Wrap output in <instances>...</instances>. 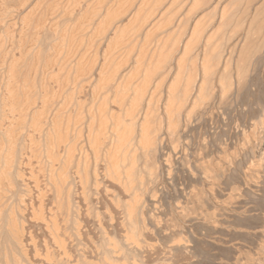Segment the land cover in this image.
I'll list each match as a JSON object with an SVG mask.
<instances>
[{
	"label": "bare ground",
	"instance_id": "obj_1",
	"mask_svg": "<svg viewBox=\"0 0 264 264\" xmlns=\"http://www.w3.org/2000/svg\"><path fill=\"white\" fill-rule=\"evenodd\" d=\"M204 1L0 0V264H264V214L222 206L245 171L224 149L248 132L264 196V16L216 0V29L194 25L177 49ZM204 246L229 257L200 259Z\"/></svg>",
	"mask_w": 264,
	"mask_h": 264
},
{
	"label": "rangeland",
	"instance_id": "obj_2",
	"mask_svg": "<svg viewBox=\"0 0 264 264\" xmlns=\"http://www.w3.org/2000/svg\"><path fill=\"white\" fill-rule=\"evenodd\" d=\"M51 2H55V1H59L60 2V0H50ZM64 2H67V1H70L71 3H73V0H63ZM113 1H115V0H110V2H113ZM134 1L135 0H132V4H138L137 2H138V0L134 3ZM148 2L147 3H152V2H154L155 0H147ZM183 1V0H182ZM224 1V4L225 3H227L228 1L226 0H222V2ZM214 2V1H213ZM215 2H216V0H215ZM214 2V3H215ZM234 2H236L235 0H234ZM167 3V0H164V3L162 4V2H161V4H160V7H161V5H162V7L165 5ZM209 3V7L210 8H204V7H206L207 5H204L203 4V2L201 3V4H199L193 11L195 12V13H193L192 12V14H193V16H192V19L190 20V21H192L193 22V24H192V22H187L186 24H185V27H184V29H183V32H182V34L180 35V47L179 48H177V49H181V44H184V42H187V40H188V38L190 37V31L192 30V28H193V26L194 25H199L200 27H201V29L203 30L202 31V34H204V31H205V33L206 32H208V31H210V32H212V31H214L215 29H216V27H217V22H218V20H219V17H218V15L216 14V12L215 11H217V8H216V10H214V11H211V10H213V7L211 6V5H213V4H210V2H207V4ZM263 3H264V1H261V3L259 2V4H258V6H259V10L261 11V12H259V13H261V15H259V17H263V11H264V5H263ZM177 6H174V8L176 7H178L179 6V4H176ZM182 5H184V3H182ZM261 5V6H260ZM160 7L159 8H157V10L158 9H160ZM175 8V9H176ZM186 7L184 6V8H182L183 9V11H184V9H185ZM260 8H262V9H260ZM182 9H181V12L183 13V11H182ZM80 9H78V11H79ZM161 10V9H160ZM160 10L158 11V13L160 12ZM263 10V11H262ZM205 12V13H204ZM214 12V13H213ZM181 13V14H182ZM201 13V14H200ZM74 15H76L77 16V13L75 12L74 13ZM74 15L71 17V19H72V21H74V19L76 18V16L74 17ZM128 15V14H127ZM127 15H125V17H123L122 18V20H121V22H123L122 24H121V26L122 25H125L127 22H126V20H127ZM203 15H204V17H203ZM194 17V18H193ZM261 18H259V19H261ZM124 20V21H123ZM194 20V21H193ZM203 20V21H202ZM208 21V23H206ZM191 23V24H190ZM118 24V23H117ZM213 24V25H212ZM196 25V26H197ZM189 26H190V28H189ZM209 26V27H208ZM205 27H207V28H205ZM185 32H187V33H185ZM29 35L30 34H32V32H30V33H28ZM185 35V36H184ZM183 37H184V39H183ZM182 39V40H181ZM184 40V41H183ZM132 41V40H131ZM133 42V41H132ZM131 42V43H132ZM136 42V41H135ZM130 43V44H131ZM83 47H79V49L77 50V52L79 53H77V55H76V57H74V58H72V60H74V62L77 60V59H79V57H80V54L83 52V49H82ZM81 49V50H80ZM80 50V51H79ZM118 52H116V56H118L119 55V53H121L122 51H123V49H119V50H117ZM180 52V50H178V53ZM133 53H135V50H133ZM133 53H131V55L130 56H132V55H134ZM177 55V51L175 52V54H174V57H173V59L172 60H175V57H176V60L179 58V55L178 56H176ZM175 60V61H176ZM74 62H73V64H74ZM173 65H174V63H171V66L173 67ZM69 90H70V87L68 86V92H69ZM82 97H83V95H81V101H82V103H84L83 102V100H84V98L82 99ZM251 100V99H250ZM86 103H84V106H86L87 104H88V101H87V104L85 105ZM160 105V104H159ZM220 130V129H219ZM218 130V136H219V138L221 139V140H224L223 138L225 137V135H224V133L222 132V130H220L219 131ZM198 131V130H197ZM196 131V135L195 136H199V132H197ZM249 133V132H248ZM247 133V136H246V134L244 135V136H241V135H237V136H235L234 137V142H235V145H234V147L233 148H231V149H228V148H226L225 147V153H226V155H228L227 157H230V158H228V160L229 161H231L232 159H233V161H231L230 162V165H231V169L232 168H234L235 167V164L234 163H236V164H239L238 162H240L241 164H240V167H241V173H242V171L243 170H245L243 173L244 174H240V173H238V175H237V173H232L231 172V178L233 177L234 178V180H233V178L231 179V186L230 187H228L227 188V191L229 192V191H233L232 193V196H231V198H232V200L230 199H228L227 200V198L226 199H224V202H226V203H223V207L228 211H230V212H234V211H237V210H234V211H232V208L234 209V207H238V206H242V205H244V207H247V205L248 204H246V206H245V204L244 203H249L250 202V204L251 205H254L253 207L257 210L256 212H258V213H263L264 214V196H263V194L261 195V194H259V193H257L258 192V188H259V185H260V187H261V179H259V177L262 175V170H261V167L259 168V169H257L258 167H259V162H258V158L257 157H254V158H252L251 156H250V154H248L247 155V157H251V158H247L248 159V161L251 159H254V160H252V163H251V166H248V164H245V162L247 161L246 159H245V155L247 154V152H244L243 153V151H245L246 150V148H244V149H242V146L240 145V143L241 144H244V146H245V144H246V146L248 145H252V144H247L246 143V140H248V141H252V136H251V134H252V132H250L249 134ZM222 134H223V136H222ZM253 135V134H252ZM222 137V138H221ZM244 137V138H243ZM247 137V138H246ZM253 137H255L254 135H253ZM249 138V139H248ZM239 140H241L240 142H239ZM244 140H245V143H243L244 142ZM238 147H237V146ZM223 148H224V146H223ZM238 148V149H237ZM241 148V149H240ZM249 148V147H248ZM228 149V150H227ZM227 150V151H226ZM238 150V151H237ZM243 150V151H242ZM231 151V152H230ZM233 151V152H232ZM234 151H235V154L236 155H234ZM239 152V153H238ZM89 153V152H88ZM246 153V154H245ZM243 154V155H242ZM245 154V155H244ZM237 156V157H236ZM90 157V156H89ZM245 161H244V160ZM88 161H90V158H89V160ZM241 161H244V163H242ZM234 162V163H233ZM258 162V163H257ZM90 163V162H89ZM234 164V165H233ZM259 164V165H258ZM203 165V167H206L208 164L207 163H205V165L204 164H202ZM212 165V166H211ZM209 164L207 167H206V169L205 168H203V169H205V170H207V172H208V174L209 173H211V174H213V177L212 178H215V176L217 175V174H219L218 172V170L217 169H215V167H213V164ZM246 166H247V168H246ZM210 167V168H209ZM211 167H213L214 169H212ZM250 167V168H249ZM253 169H252V168ZM243 169V170H242ZM213 170H215L216 171V174H215V171H213ZM252 170V171H251ZM257 170V171H256ZM212 171H213V173H212ZM218 171V172H217ZM259 171V172H258ZM240 172V171H239ZM261 172V173H260ZM257 173V174H256ZM211 174H209V175H211ZM214 174H215V176H214ZM236 174V175H235ZM242 175L240 178H242V180L238 177V176H240V175ZM237 176V178H235V176ZM257 175V176H256ZM163 175H161V177H162ZM211 177V176H210ZM217 177V176H216ZM250 178H252V180L250 179ZM163 178H161V181L160 182H162L161 183V185H163V190L166 192H164L165 194V196H166V198H169L170 196H171V192H172V189H170L167 185H164L165 183H164V181L162 180ZM216 179L217 178H215V181H213L212 183H209V186H212V184H218V182L216 181ZM239 179V181H237V180ZM250 179V180H249ZM213 180V179H212ZM248 180V181H247ZM255 180V181H254ZM245 181V182H244ZM253 181V182H252ZM246 183V184H249L250 186H252V189H251V192L252 191H256L255 193L254 192H250L248 195H244V192H235L236 191V189H238V191H239V187H240V183ZM248 182V183H247ZM259 182H261V183H259ZM251 183V184H250ZM216 184V185H217ZM254 184L256 185L255 187H253L254 186ZM212 186L211 188H218V186ZM165 186V187H164ZM167 186V187H166ZM208 186V187H209ZM262 186L264 187V184H262ZM200 187H201V190H198V188L200 189ZM200 187H195V189L194 188H192V190H193V192H195L196 194H197V196H199V195H202L203 197L204 196H206L205 198H207V199H210L209 201L211 202V205L213 206V208H216V205H218L217 204V200H213V197H212V195H211V193H209L208 194V192H210L211 191V189H210V187L208 188V187H205V189H203L202 187L203 186H200ZM166 190H165V189ZM169 190H168V189ZM206 188H208L207 190V192H206ZM257 188V189H256ZM199 191V194H198V191ZM230 189H232V190H230ZM171 190V191H170ZM235 190V191H234ZM197 191V192H196ZM203 191V192H202ZM204 191H205V193H204ZM200 192H201V194H200ZM195 194V195H196ZM205 194H207V195H205ZM243 194V195H242ZM260 196H262V197H260ZM169 195V196H168ZM252 195V196H251ZM256 195H258V196H256ZM209 197V198H208ZM211 197V198H210ZM238 197V198H237ZM247 197H248V199H247ZM258 197V198H257ZM236 198H237V200H236ZM243 199V200H242ZM250 199V200H249ZM213 200V201H212ZM227 200V201H226ZM239 200H241V201H239ZM255 200V201H254ZM248 201V202H247ZM214 202V203H213ZM232 203V204H231ZM254 203H256V204H254ZM215 206H214V205ZM228 204V205H227ZM232 205V207H231V205ZM240 204V205H239ZM259 204H261V206L259 205ZM257 205H259V206H257ZM197 205H195L194 206V208H193V210L194 211H197L198 212V210L199 211H202L200 208H197L196 207ZM257 206V207H256ZM196 207V208H195ZM200 207V206H199ZM260 207V208H259ZM244 210V211H243ZM105 211V209H103V211H102V209H101V211L100 212H104ZM238 211H241V210H238ZM242 213H243V215H244V217L247 219V220H249V223L251 222V223H253V219H251V214L253 213V212H251L250 210H249V208H242V211H241ZM101 213V214H102ZM105 213L106 212H104L103 214L105 215ZM209 213V212H208ZM103 215V216H104ZM208 221H210L209 223H215V220H212V218L210 217V219L208 220ZM212 221V222H211ZM195 233V232H194ZM220 233V232H219ZM217 234L218 235V237L217 238H219L220 237V239H224L225 241H227V242H229V244H231V245H235V244H240V245H246V246H248L249 245V243H250V240H248V239H246V238H243L241 235H239L238 233H236V234H234L233 232H231L229 235H227V234H225V232H223V233H221V234ZM233 233V234H232ZM216 235V236H217ZM219 235H221V236H219ZM215 235H212V237H216ZM224 236V237H223ZM202 238H206V237H203L202 236ZM203 239V240H204ZM238 239V240H237ZM212 240V238H210V237H207L206 238V241H211ZM263 241V242H262ZM85 244H87V245H85L86 246V248H84V250H86V253H85V256H87L85 259L89 262V259L88 258H91L92 256H95V252H94V247H92L88 242H84ZM260 243L262 244V246H264V239H262L261 241H260ZM88 246H90V247H88ZM92 247V248H91ZM83 248V247H82ZM94 248V249H93ZM204 248V249H203ZM201 250H200V254H199V257L198 258H200L201 259V257L203 258V259H205V257H208V255H211L212 253H216L219 257H221V258H227V257H229V254H230V251H228V250H218V253H217V251L216 250H211L210 248H208V247H203ZM207 248V249H206ZM76 249H78L77 247L76 248H72V250L71 251H73L74 250V252H71V256H72V258H73V263H74V258H75V260L79 257V252H77V250ZM88 249H90V250H92V252L89 250V252H88ZM205 249H206V251H205ZM209 249V250H208ZM76 250V251H75ZM211 251H212V253H211ZM220 251V252H219ZM75 253V257L73 256V254ZM77 253V254H76ZM87 253H89V254H87ZM78 255V256H77ZM92 255V256H91ZM89 256V257H88ZM91 256V257H90ZM94 258V257H93ZM72 260V259H71ZM86 260H84V261H86ZM91 260V259H90ZM93 260H95V259H92L90 262H94Z\"/></svg>",
	"mask_w": 264,
	"mask_h": 264
},
{
	"label": "crops",
	"instance_id": "obj_3",
	"mask_svg": "<svg viewBox=\"0 0 264 264\" xmlns=\"http://www.w3.org/2000/svg\"><path fill=\"white\" fill-rule=\"evenodd\" d=\"M227 1H228V2L224 4V1L222 2V0H221L222 3L219 4V5L221 6V8L228 9V8L231 6V3H230L231 0H227ZM258 1L261 3L262 0H254V1H253L252 6H254V8H257V5L259 4ZM204 2H205V1H204ZM206 2H208V1L206 0ZM206 2H205V4H206L207 6L204 7V8L207 9V8H209V3L207 4ZM214 2H215V1H214ZM214 2H213V0H212V4H213ZM205 4H204V5H205ZM213 5H214V4H213ZM213 5H212V7H213ZM229 5H230V6H229ZM220 6H219V7H220ZM260 6H261V5H260ZM219 7H218V8H219ZM226 7H227V8H226ZM221 8H220V9H221ZM258 8H259V7H258ZM213 9H214V8H213ZM220 9H219V11H220ZM217 10H218V9H217ZM212 11H214V10H212ZM213 13H214V12H213ZM259 15H261V13L258 14V17H259ZM263 16H264V14H263ZM218 17H219V16H218ZM218 22H219V20H218ZM217 24H218V23H217Z\"/></svg>",
	"mask_w": 264,
	"mask_h": 264
}]
</instances>
